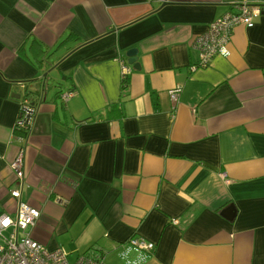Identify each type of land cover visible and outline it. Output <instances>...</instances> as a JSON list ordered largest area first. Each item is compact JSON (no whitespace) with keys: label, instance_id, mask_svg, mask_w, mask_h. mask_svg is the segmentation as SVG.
I'll return each instance as SVG.
<instances>
[{"label":"crops","instance_id":"0c3cea01","mask_svg":"<svg viewBox=\"0 0 264 264\" xmlns=\"http://www.w3.org/2000/svg\"><path fill=\"white\" fill-rule=\"evenodd\" d=\"M241 1L0 0V213L15 215L22 147L31 238L70 261L264 264V14L206 67L192 47ZM24 94L38 112L22 142Z\"/></svg>","mask_w":264,"mask_h":264},{"label":"built area","instance_id":"2783aa9c","mask_svg":"<svg viewBox=\"0 0 264 264\" xmlns=\"http://www.w3.org/2000/svg\"><path fill=\"white\" fill-rule=\"evenodd\" d=\"M164 4L167 0H159ZM264 14V5L250 4L246 0L234 5V10L227 12L213 20L206 30L198 34L192 42V47L198 53V66L206 67L210 60L218 55H229L228 45L233 29L236 26H251L255 17ZM128 69L122 66L123 79ZM24 87V86H23ZM180 87L169 90L168 95L172 104H175ZM73 92H66L62 100L66 101ZM38 104H33L24 94L19 103V112L13 127L14 131H22L19 140L24 142L33 128ZM23 149L19 148L16 157L9 164L17 186L9 191V195L16 200V211L13 217L0 213V264H105L99 253L89 250L70 261L68 254L62 248L49 250L42 244L34 241L30 235L40 216V211L28 206L20 200L21 188L24 185L22 168ZM129 244L139 250L152 251L153 243L143 238H132Z\"/></svg>","mask_w":264,"mask_h":264},{"label":"water","instance_id":"95a60500","mask_svg":"<svg viewBox=\"0 0 264 264\" xmlns=\"http://www.w3.org/2000/svg\"><path fill=\"white\" fill-rule=\"evenodd\" d=\"M126 56L128 57V64L130 65H133L134 68H137V64H136V49H129L127 52H126ZM16 97L18 98V96L16 95ZM230 210H234L233 206L225 209L224 212L226 211H230ZM233 216H234V211L232 214H229V216H226V219L228 220H232L233 219Z\"/></svg>","mask_w":264,"mask_h":264},{"label":"rangeland","instance_id":"374dc122","mask_svg":"<svg viewBox=\"0 0 264 264\" xmlns=\"http://www.w3.org/2000/svg\"><path fill=\"white\" fill-rule=\"evenodd\" d=\"M48 84H51V85H56L55 82H53L52 78H49L48 81H47Z\"/></svg>","mask_w":264,"mask_h":264},{"label":"trees","instance_id":"16d2710c","mask_svg":"<svg viewBox=\"0 0 264 264\" xmlns=\"http://www.w3.org/2000/svg\"><path fill=\"white\" fill-rule=\"evenodd\" d=\"M20 101H21V99L19 100V103H20ZM33 104H35V103H33ZM15 132H17L18 134H21V135L24 134L22 131H15Z\"/></svg>","mask_w":264,"mask_h":264}]
</instances>
